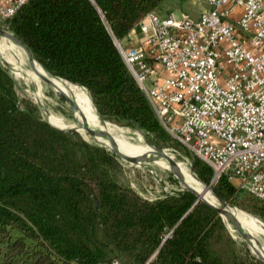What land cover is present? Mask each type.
<instances>
[{"label": "trees", "instance_id": "obj_1", "mask_svg": "<svg viewBox=\"0 0 264 264\" xmlns=\"http://www.w3.org/2000/svg\"><path fill=\"white\" fill-rule=\"evenodd\" d=\"M165 2L27 0L3 28L50 75L81 87L89 106L85 89L97 118L139 130L158 148L172 139L115 41ZM17 84L0 61V264H264L248 252L242 261L218 213L186 188L147 200L122 184L117 153L48 124ZM191 169L210 185L207 164L193 156ZM211 188L264 218V203L225 178Z\"/></svg>", "mask_w": 264, "mask_h": 264}, {"label": "built area", "instance_id": "obj_2", "mask_svg": "<svg viewBox=\"0 0 264 264\" xmlns=\"http://www.w3.org/2000/svg\"><path fill=\"white\" fill-rule=\"evenodd\" d=\"M27 0H0V28ZM199 17L146 14L121 58L166 132L264 203V0H195ZM155 200V199H154ZM111 264H121L118 260Z\"/></svg>", "mask_w": 264, "mask_h": 264}, {"label": "rangeland", "instance_id": "obj_3", "mask_svg": "<svg viewBox=\"0 0 264 264\" xmlns=\"http://www.w3.org/2000/svg\"><path fill=\"white\" fill-rule=\"evenodd\" d=\"M163 6L164 8L163 11L160 13V15H164L166 12H173L177 16H179L180 14H184L190 16L191 18L199 17V15L207 9V6L200 4L195 0H166ZM0 47L1 49L5 50L8 53L5 54L1 51L0 57L3 56L6 57L11 53L12 54L18 53L23 57L26 56L23 53L20 45L17 44V42H15L12 39L8 41L4 39L2 36H0ZM5 57L3 58L9 62L10 65H8V67L10 69V72L18 83L17 94L19 99L23 101H29L34 106H36L38 110L37 114L40 118H42L45 121H49L52 125L56 127L63 126L64 130H67L69 128H75L79 130L83 139H85L88 143L90 144L95 143L100 147H105L109 151L115 152V150L108 147V145L105 144L104 142L93 141L91 138H89L87 134L80 131L81 130L80 124H87L89 127L94 129H96L97 126L100 124H98L96 120L97 114L93 115L91 111L90 113L94 123L91 122L88 123L83 120L84 118H87L86 113L84 110H82L80 99L78 98L76 93L73 94V92L67 91L52 82L51 84L53 85H50L49 84L50 82L47 79L41 77L40 75H37L39 81L29 77L27 74L29 70L26 69L20 62H15ZM87 108L88 110H90L88 104H87ZM103 122L105 124H108L106 125L108 130L107 132H109V130H112L116 136L124 135L125 137V141L120 142L114 137L113 134L109 132L111 136L115 139L116 146L123 151V153H118L119 157L120 154H124L126 156H137L138 158L151 162L152 167L150 170H148L144 166L134 167L121 161L120 162L121 170L118 173V178L122 184L129 186L138 195H140L141 197L147 200H154V199L162 198L165 195H173L179 193L183 188H186L185 182L188 183L192 188L194 189L197 188L194 187L193 183H190L183 178L185 181L184 182L178 176L173 174L169 169L152 161L149 157L145 155L146 153H144L143 150L141 149V146L143 144L144 145L147 144L149 146L148 151L151 152L153 155L158 156L159 157L158 160L172 165H177V168L182 172L186 174H190L191 172V174L193 175L191 171V159L193 158L194 155L191 152H189L186 148L181 146V144L178 141H176L172 136H170L172 139V143H170L169 145H162L158 148L164 150L166 153L172 156L174 161L171 158L156 153L151 148V146L154 145L151 144L149 139H147L138 130L127 127H121L115 123H110L113 126L118 127L119 128L118 129L110 126V124L104 120ZM101 127L103 128V126ZM202 194H203V190H202ZM204 199H206L209 203L216 205V207L220 209V205L217 203V201L210 193L205 194ZM236 208L239 211H241L238 212L237 214H239L243 219L246 218L247 220L257 222L264 228V218H261L259 216L250 213L249 210L241 209L238 207ZM224 220L225 221L223 223L225 224L228 234L236 242V247H237L236 252L240 257V259L242 261H250L246 252L249 253L250 257L252 256L256 258L254 255L255 253L251 251L249 245H247L244 242L242 237L235 230L236 228L234 224L231 222V220H227V219ZM231 229L235 230V232L232 231ZM250 230H252V228ZM255 240L258 243L259 241H261L262 244L264 245V235L263 236L256 235ZM260 257H262V254H260Z\"/></svg>", "mask_w": 264, "mask_h": 264}, {"label": "bare ground", "instance_id": "obj_4", "mask_svg": "<svg viewBox=\"0 0 264 264\" xmlns=\"http://www.w3.org/2000/svg\"><path fill=\"white\" fill-rule=\"evenodd\" d=\"M0 36H2V35H0ZM4 39H6V40H10V39H12V40H14L15 42H17L15 39H13L12 37H8V36H2ZM17 44H19L18 42H17ZM20 45V44H19ZM20 47H21V45H20ZM22 49V48H21ZM1 51L3 52V53H5V54H8L5 50H3V49H1V47H0V53H1ZM3 57H5V56H3ZM3 57H0V60H2L3 62H5V63H7V65H10L9 64V62L7 61V60H5ZM5 58H9V59H11V60H13V61H15V62H20L26 69H28L29 70V72H27V74H28V76L29 77H31V78H33V79H35V80H37V81H39L38 80V77H37V75H40L41 77H43L44 79H47L49 82H52V83H55V84H57L58 86H60V87H62L63 89H65V90H67V91H71V92H73V94H75L76 93V95L78 96V98L80 99V102H81V108H82V110H84L85 111V113H86V117L87 118H84L83 120L85 121V122H91V123H94V121H93V119H92V116H91V113H90V111L92 112V114L93 115H96V112H95V110H94V107H93V105L91 104V102H90V99H89V97H88V95H87V92H86V90L85 89H83L84 91H85V94H86V96H87V99H88V103H89V108H90V110H88V108H87V102H86V99H85V97L83 96V94L80 92V90L78 89V88H80V87H78V86H75V85H72V84H70V83H68V82H65V81H63V80H61V79H55L54 78V76H52V75H50L41 65V67H42V69L43 70H41L40 68H38L35 64L37 63V62H35V61H33V60H30L27 56H25V57H23L22 55H19L18 53H11L10 55H8V56H6ZM38 64V63H37ZM38 85H40V84H38ZM37 85V86H38ZM102 120H103V118H101ZM90 120V121H89ZM95 120V119H94ZM96 120H97V123L98 124H100L101 126H103V128L100 126V125H98L97 126V128H96V130H101V131H103L105 134H109L110 136H111V134H113L114 135V137L117 139V140H119L120 142H123V141H125V137H124V135H115L114 133H113V131L112 130H109V132L111 133H109V132H107L108 130H107V127H106V125H108V124H105L102 120H100L99 118H97L96 117ZM110 126H112V127H114V128H118V127H116V126H113V125H110ZM63 127V126H62ZM65 127V126H64ZM58 128H60L61 129V127H58ZM63 130H64V128H62ZM119 129V128H118ZM116 130V129H115ZM136 137V136H135ZM111 140L113 141V144H114V146H115V153H123V151L122 150H120L117 146H116V143H115V139L111 136ZM148 148H149V146L147 145V144H143L142 146H141V149L143 150V152L144 153H146L145 155L147 156V157H149L152 161H154V162H156L157 164H159V165H161V166H163V167H165V168H167V169H169L171 172H172V170H175V171H177L178 173H180V175L186 180V181H188V182H190V183H193V185H194V187H200L202 190H203V194H201V193H199L197 190H195L194 188V190L198 193V194H200V196L201 197H203L204 198V195L205 194H208V193H210L209 192V190L207 189V188H203V186H202V184L198 181V180H196L195 178H194V176L191 174V172H190V174H186V173H184V172H182L181 170H179L178 168H177V165H172V164H169V163H166V162H161L160 160H158V156H156V155H153L151 152H149L148 151ZM211 194V193H210ZM212 195V194H211ZM215 199V198H214ZM211 204V203H210ZM217 209H219L218 207H216ZM224 214H225V212H224ZM235 219L237 220V222L238 223H235L234 221H231L233 224H234V226H235V230L239 233V235L242 237V239L243 240H245L246 241V243H247V245H249V247L251 248V251L253 252V253H256L257 255H259V257H260V254H262V258H264V250L262 249V247H260V245L258 244V242L255 240V238H256V235H264V228H263V226H261L260 224H258L257 222H253V221H251V220H247L246 218L245 219H243L239 214H237V213H235ZM231 228V227H230ZM252 228V230H250V229ZM232 230V229H231ZM235 230H232V231H234L235 232ZM255 237V238H254ZM260 253V254H259Z\"/></svg>", "mask_w": 264, "mask_h": 264}, {"label": "water", "instance_id": "obj_5", "mask_svg": "<svg viewBox=\"0 0 264 264\" xmlns=\"http://www.w3.org/2000/svg\"><path fill=\"white\" fill-rule=\"evenodd\" d=\"M0 35L2 36H8V37H15L17 38L13 33L5 30V29H1L0 28ZM23 53L30 59V60H33L35 62H37L33 55L31 54L30 50L28 49L27 46H25L23 49H22ZM2 62V64L4 66H6L8 69V65L7 63L3 62L2 60H0ZM38 63V62H37ZM39 64V63H38ZM40 65V64H39ZM10 70V69H9ZM55 79H60L58 76H54ZM62 80V79H61ZM65 81V80H63ZM67 82V81H65ZM69 83V82H68ZM50 85H53L51 84V82L49 83ZM71 84V83H70ZM74 85V84H72ZM75 86H78V85H75ZM79 87V86H78ZM81 88V87H80ZM87 92V91H86ZM88 97H89V94L87 93ZM90 99V97H89ZM91 101V99H90ZM92 103V101H91ZM93 105V103H92ZM94 107V106H93ZM57 118V117H56ZM60 119V118H59ZM62 120V119H61ZM48 124H50L51 126H53L54 128L58 129V130H61V131H70V132H76L78 133L81 137L82 135L80 134L79 130L75 129V128H69L67 130H63V129H60L54 125H52L49 121H47ZM81 126V130L82 132H84L85 134H87L89 136V138H91L93 141H101V142H104L105 144L108 145V147H110L111 149L115 150V146L113 144V141L111 140V136L109 134H105L103 131L101 130H96L94 128H91L89 127L87 124H80ZM139 131V130H138ZM140 132V131H139ZM141 133V132H140ZM83 138V137H82ZM85 140V139H84ZM86 141V140H85ZM95 144V143H94ZM151 148L158 154H161V155H164L168 158H171L173 161L174 159L172 158V156H170L168 153H166L164 150L162 149H159L157 147H154V146H151ZM115 159L118 161V162H125L131 166H134V167H139V166H144L145 168H147L148 170L151 169V162H148L146 160H143L141 158H138L137 156H126L124 154H120V157L114 155ZM192 171V169H191ZM172 173L175 174L176 176H178L181 180L184 181L183 177L180 175V173H178L177 171L175 170H172ZM193 175H194V178L196 180H198L200 182V180L197 178V176L195 175V173L192 171ZM185 182V181H184ZM201 183V182H200ZM186 189L182 192H190L192 194H194L196 197H197V201H202L204 203H206L208 206H210L211 208H213L217 213L218 215L221 217L222 221L224 222V219H227V220H231V221H234L235 223H238L237 220L235 219V213H238V212H241L239 211L236 207L230 205L229 203H227L226 201L222 200L220 197H218L214 191L212 190V188H210V186H205L203 185L202 183V186L203 188H207L209 190V192L212 194V196L215 198V200L217 201V203L220 205V209H217L215 208L213 205H211L206 199H204L203 197L200 196V194H198L188 183H186ZM181 192L179 193H176V194H180ZM225 212V214H224ZM260 240V238H259ZM244 242L246 243V241L244 240ZM247 244V243H246ZM260 245V247H262V249L264 250V245L262 244L261 241H259L258 243ZM251 249V248H250ZM256 258H258L259 260L263 261L264 262V258L262 257H259L256 255V253L254 254Z\"/></svg>", "mask_w": 264, "mask_h": 264}, {"label": "crops", "instance_id": "obj_6", "mask_svg": "<svg viewBox=\"0 0 264 264\" xmlns=\"http://www.w3.org/2000/svg\"><path fill=\"white\" fill-rule=\"evenodd\" d=\"M141 37L138 32V28L135 27L130 34L123 40L121 41L122 45L127 46V45H136L139 42H141Z\"/></svg>", "mask_w": 264, "mask_h": 264}]
</instances>
